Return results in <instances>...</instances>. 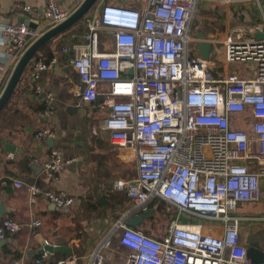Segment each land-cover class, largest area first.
<instances>
[{"label": "built area", "instance_id": "obj_1", "mask_svg": "<svg viewBox=\"0 0 264 264\" xmlns=\"http://www.w3.org/2000/svg\"><path fill=\"white\" fill-rule=\"evenodd\" d=\"M67 1L45 0L40 27L21 21L2 29L8 49L0 59L1 93L27 48L70 16L72 12L62 8ZM75 1L74 11L84 0ZM251 1L260 2L100 0L83 19L82 43L64 45L51 61L36 62L30 79L43 97L47 116L53 115L54 96L41 80L59 65L61 55L68 56L79 77L74 93L83 104L96 103L101 85L108 84L104 101L108 115L101 130L114 146L131 152L129 159L137 169L136 178L118 179L114 188L126 193L132 215L149 210L157 198L176 210L161 238L128 226L127 218L118 221L96 245L89 264H115L106 255L113 235L126 249L123 264H253L242 241L241 223L264 217L245 218L235 212L240 204L264 198V39L246 38L242 29L222 38L212 34L201 38L197 33L203 29L194 31L195 23L215 9ZM15 10L33 13L24 4ZM201 42L212 45L208 59L199 55ZM235 64L239 69L229 68ZM220 68L223 72L217 74ZM56 134L45 127L38 137L53 139ZM72 162L75 159H66L60 149H51L43 165L45 177L57 179ZM15 186L26 189L31 205L44 198L68 209L75 202L64 192L36 184L16 181ZM206 222L220 227L221 235L208 233ZM20 230V223L4 218L0 240ZM50 255L44 251L36 264H49ZM75 261L68 256L56 264Z\"/></svg>", "mask_w": 264, "mask_h": 264}, {"label": "crops", "instance_id": "obj_2", "mask_svg": "<svg viewBox=\"0 0 264 264\" xmlns=\"http://www.w3.org/2000/svg\"><path fill=\"white\" fill-rule=\"evenodd\" d=\"M258 3L264 19V0ZM18 4L32 7L33 13L28 15L15 10ZM75 4V0H69L62 8L73 12ZM44 9L45 0H0V59H5L8 49L2 35L5 25L24 21L28 25L40 27ZM230 9L232 7L223 9V23L218 21L221 18L219 14L210 16L214 27L217 22L222 24V37L237 29L244 30L245 37L249 39L264 33V24L256 23V15L252 16L245 9L237 10L236 7L234 13L229 14ZM81 22L84 27L83 20ZM76 26L41 49L0 112V205L4 206L0 221L11 218L21 224L18 233L0 240V263L20 261L23 264H36L44 247L52 245L68 247L72 255L52 253L49 264H56L68 256L76 258L75 264H89L96 245L110 235L118 221L144 213L132 215V202L124 191L114 188L118 179L136 178L137 169L129 159L131 152L114 146L109 135L101 130L103 119L108 115L104 107L105 96L109 92L108 84L101 85L96 103L83 104L74 93L79 77L70 66L68 56L61 55L59 65L44 73L41 80L44 90L54 96L53 115L47 116L43 97L35 92L31 82V72L37 61L49 62L55 50L67 44L82 43V34L77 33ZM204 32L208 36L211 34ZM213 36L220 38L215 34ZM237 67L231 65L229 68L239 69ZM222 72V68L216 71L217 74ZM45 127L54 130L56 137H38V132ZM241 127L247 128L246 125ZM53 148L60 149L66 159H75V162L66 165L57 179L48 180L43 165L49 160ZM16 181L26 185L36 184L56 193L64 192L73 197L75 202L68 209L58 208L44 198L31 205L26 189L16 187ZM262 186L264 189V179ZM104 196L102 203L101 198ZM235 215L264 217V198L254 205L240 204ZM148 218L134 228L154 234L144 231ZM193 220L199 222L198 219ZM33 221H39L40 225L30 226ZM205 224L208 233L221 235L220 227H210L207 222ZM156 236L161 238L163 235ZM241 237L246 247L249 243H257L263 249L264 221L244 220L241 223ZM125 254L126 249L119 245L118 237L113 235L112 244L106 250L107 257L115 264H123Z\"/></svg>", "mask_w": 264, "mask_h": 264}, {"label": "water", "instance_id": "obj_3", "mask_svg": "<svg viewBox=\"0 0 264 264\" xmlns=\"http://www.w3.org/2000/svg\"><path fill=\"white\" fill-rule=\"evenodd\" d=\"M100 0H84L81 5L73 11L70 16L60 23L59 25L47 30L38 39H36L23 53L14 69L12 70L10 77L0 94V112L6 106L10 100L12 94L16 90L20 80L22 79L26 69L29 64L35 58V56L41 51V49L54 38L62 35L63 33L69 31L74 26L79 24L84 17L98 4ZM32 28L36 26L29 25ZM198 36L201 38L205 37V32L203 30L198 31ZM257 39H264V33H258L255 36ZM199 55L204 59H208L210 52L212 50V45L210 43L201 42L197 45ZM54 144V141L52 140ZM105 196L101 198L103 203ZM4 213V206L0 205V214ZM155 213L153 209L145 211L139 216H131L126 220V224L130 227H137L140 225L147 217L152 216ZM126 219V218H125ZM46 251L49 253H62L66 255H72V251L68 247L47 245L44 247L42 253ZM247 256L253 264H263L264 263V252L257 243H249L247 247Z\"/></svg>", "mask_w": 264, "mask_h": 264}, {"label": "rangeland", "instance_id": "obj_4", "mask_svg": "<svg viewBox=\"0 0 264 264\" xmlns=\"http://www.w3.org/2000/svg\"><path fill=\"white\" fill-rule=\"evenodd\" d=\"M262 1L263 0H260V2H262ZM243 6H246L247 8H242ZM231 7H232V9H230L229 14H233L234 13L233 9H235V7H236L237 10H240V9L244 10L245 9L246 11H248L250 13V15H252V16L256 15L255 18H256V23L257 24H264L263 14H262V11L260 9L259 3L257 1H251V2H245V3H235V4H232ZM212 12L214 14L217 13V15L219 14L221 18L218 21L223 23L222 20L224 19L223 16L225 14L224 13L225 11L223 9L217 8V9H215ZM236 19H237V17H236ZM212 21L213 20L210 19V17H206L205 16L204 19H201V20H199V21H197L195 23L196 26L194 28V31H195L196 28H201V29L205 30L207 33H211L213 35L214 34L218 35L221 38L222 37L221 29H223L221 27L222 24L217 22V24L219 26L215 23L216 27H214ZM81 28H82V25H81ZM83 29H84V27H83ZM83 29L81 31L82 33L80 32V34L84 33ZM190 50L191 51L194 50L192 43L190 44ZM220 57H221V55H220V53H218V59H220ZM235 65L237 66L238 64H235ZM237 68H239V67H237ZM252 204L254 205L255 203H252ZM172 213H174L173 209H165L164 213L156 214L155 218L151 222L146 224V226L144 227V231H149L150 233L151 232H155L154 234H156V235H164V234H166L167 230H168V226H169L170 222L172 221V219H171V214Z\"/></svg>", "mask_w": 264, "mask_h": 264}, {"label": "trees", "instance_id": "obj_5", "mask_svg": "<svg viewBox=\"0 0 264 264\" xmlns=\"http://www.w3.org/2000/svg\"><path fill=\"white\" fill-rule=\"evenodd\" d=\"M80 24H81V23L77 24V26H76V28H75V30H76L77 33H79V34H80V32L82 31V29H83V26H82V28H81V25H80ZM83 31L85 32V27H84ZM81 33H82V32H81ZM51 57H52V55H50L49 58H51ZM166 207H167V208H166ZM149 208H150V209H153V210L155 211V213L147 219V223L151 222V221L155 218V215H156V214H158V213H160V214L164 213V210H165V209H168L169 207H168V205H167V203H166L165 201H163V200L160 199V198H157V199H155V200L150 204ZM173 210H174V213L171 214V219L175 218V216H176V210H175V209H173ZM147 223H146V224H147ZM144 233H146V232H144Z\"/></svg>", "mask_w": 264, "mask_h": 264}]
</instances>
